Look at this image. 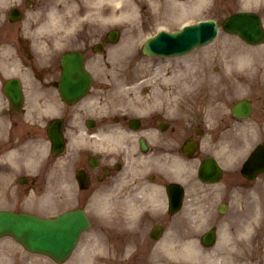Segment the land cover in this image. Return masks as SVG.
I'll list each match as a JSON object with an SVG mask.
<instances>
[{"label":"flooded vegetation","instance_id":"1","mask_svg":"<svg viewBox=\"0 0 264 264\" xmlns=\"http://www.w3.org/2000/svg\"><path fill=\"white\" fill-rule=\"evenodd\" d=\"M214 3L215 13L219 16L232 4L231 0H214ZM260 11L264 18V7ZM4 37H13L14 41L3 43ZM65 43L68 45L65 52L81 47V44ZM19 47L18 36L3 34L0 28V98L6 101L1 115L7 118L5 134L0 137V181H9L13 175L12 164L6 157L7 151L20 149L25 156L32 148V138L36 135L26 125L21 126L20 131L16 130L19 116L26 121L28 105L26 103L20 111H15L2 91L4 81L14 76L5 74L16 70ZM85 54L88 59L86 51ZM22 63L30 68L34 81L45 89L56 88L65 70L60 62L44 61L39 56H31ZM103 78L111 80L113 77L106 74L100 81ZM142 79L147 81L142 82L140 97H133L130 91L129 97L124 98L113 92L112 85L115 83L94 81L90 97L85 100L91 102L89 115L81 111L80 117L74 119L78 104L65 103L63 113L56 116L64 119L63 129L68 144L71 137L78 141L76 149L68 148L64 152L68 163L61 174V183L65 187L62 197L74 200L78 207L92 205L98 209L96 221L104 231L109 232L112 239L109 245L116 255L108 259H86L92 264H148L153 260L137 258L135 253L127 250L131 247L136 250L142 248L141 235L150 233L157 218L167 221L173 218L167 206L161 215L160 212L168 204L169 185L179 182V153L186 142H200L204 135V129L200 130L195 123H180L177 92L173 88L176 82L156 81L153 74L145 75ZM137 83L133 81L130 85ZM24 85L26 90L25 82ZM200 99L204 98L198 95L196 100ZM102 100L105 101L104 105L97 103ZM111 103L114 105L111 106ZM217 139L218 135L215 134L212 148L209 151L200 148L190 160L194 163L196 158L202 160L211 155L218 159ZM21 166L26 168L23 163ZM77 172L86 186H80ZM21 174L29 175V172L23 170ZM14 175L18 179L17 171H14ZM172 192L176 193L177 187ZM143 207L146 208L145 212L154 214L148 222L156 217L150 227L139 215ZM127 217L135 218L133 225H128ZM262 253L255 249L252 261L259 262Z\"/></svg>","mask_w":264,"mask_h":264},{"label":"rangeland","instance_id":"2","mask_svg":"<svg viewBox=\"0 0 264 264\" xmlns=\"http://www.w3.org/2000/svg\"><path fill=\"white\" fill-rule=\"evenodd\" d=\"M4 2H5L6 6L1 7V10L3 12L6 11L10 6H12L16 3H19L21 5L25 4L24 0H9V1H4ZM68 3H69V0H39L35 7H30V8L26 7V15H25L24 21H23V23L26 25L25 28L29 29V28L37 27L33 31V33H42L43 31H40V29L38 28V25L40 23L47 22L51 25H60L61 23H65L64 19H71V18H67V17L63 18V17H59V16L61 14L67 13L69 10L71 11V13H73V16H78V15H74L75 7L73 6V9H72V7H71L72 5H70V3L68 5ZM90 11L91 10H88V11L84 10L83 11V13L89 12V16H85V18H87V19L93 18V17H91ZM57 14H59L58 18H56L54 22L50 23L48 20L50 15L51 16H57ZM66 23H69V21H67ZM80 23H85V21L80 22ZM88 23H90V22H88ZM158 27H159V25L156 26V29ZM253 54L256 55V53H253ZM188 60H189V58H188ZM185 62H186L185 58L182 60H179L178 65L181 67H184ZM185 65L187 67V63ZM181 71L183 72L186 70L180 68V73H181ZM186 75L187 74L185 72H183L180 74V78H181V76H186ZM254 187H249L248 189L241 188L239 195L238 196L236 195L234 197L235 203L237 206L242 207V209H250L252 211H260L261 209H264V201L260 200V195H259L260 191L258 190V187L256 185H254ZM38 190L39 189L36 188V191H38ZM0 244H2V245H0V257L3 253H7L11 256L14 248L18 249V247H19L17 245V243L10 237H4V238L0 239ZM14 245H17L18 247L14 246ZM19 248H21V247H19ZM12 262H13V257H11V264H12Z\"/></svg>","mask_w":264,"mask_h":264},{"label":"water","instance_id":"3","mask_svg":"<svg viewBox=\"0 0 264 264\" xmlns=\"http://www.w3.org/2000/svg\"><path fill=\"white\" fill-rule=\"evenodd\" d=\"M48 222L35 216L22 214L17 216L12 212H0V235L3 233H12L27 240L38 249H48L46 246L53 248L55 254L59 252L65 254L68 247L73 245L76 239L77 230H74L70 237H66V231L56 228L52 233L46 231Z\"/></svg>","mask_w":264,"mask_h":264},{"label":"bare ground","instance_id":"4","mask_svg":"<svg viewBox=\"0 0 264 264\" xmlns=\"http://www.w3.org/2000/svg\"><path fill=\"white\" fill-rule=\"evenodd\" d=\"M71 1L77 7L74 15H78V16H75V17L81 18V17L89 16V12L83 13V11L84 10L88 11V10H91L92 8H94V6H92L91 3L95 2V9H98L99 5H97V4H99L100 0H71ZM113 7H114L115 12H119L120 10H123V8L116 6V5H114ZM131 12H132V15L136 14L135 9H131ZM123 14H124V11L121 12V15H123ZM242 56L243 57L240 58L241 62L247 63L249 65L252 63L251 58L247 57L246 54H244ZM194 80H196V77L188 78V81H194ZM188 250H189V254L191 256L201 255L200 249H198L194 245H190L186 251L188 252Z\"/></svg>","mask_w":264,"mask_h":264}]
</instances>
